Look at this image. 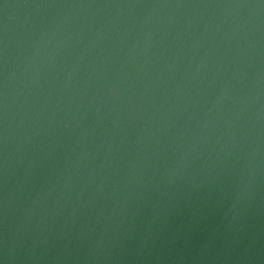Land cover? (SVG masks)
<instances>
[{
  "label": "water",
  "instance_id": "1",
  "mask_svg": "<svg viewBox=\"0 0 264 264\" xmlns=\"http://www.w3.org/2000/svg\"><path fill=\"white\" fill-rule=\"evenodd\" d=\"M0 264H264V0H0Z\"/></svg>",
  "mask_w": 264,
  "mask_h": 264
}]
</instances>
